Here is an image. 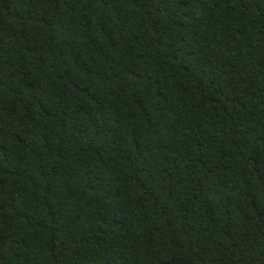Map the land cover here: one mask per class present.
<instances>
[{
  "label": "trees",
  "instance_id": "16d2710c",
  "mask_svg": "<svg viewBox=\"0 0 264 264\" xmlns=\"http://www.w3.org/2000/svg\"><path fill=\"white\" fill-rule=\"evenodd\" d=\"M0 264H264V0H0Z\"/></svg>",
  "mask_w": 264,
  "mask_h": 264
}]
</instances>
